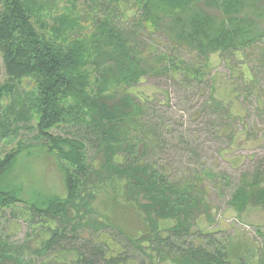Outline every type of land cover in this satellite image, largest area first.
Returning <instances> with one entry per match:
<instances>
[{
    "label": "trees",
    "instance_id": "trees-1",
    "mask_svg": "<svg viewBox=\"0 0 264 264\" xmlns=\"http://www.w3.org/2000/svg\"><path fill=\"white\" fill-rule=\"evenodd\" d=\"M65 1L0 0V211L11 210L30 228L24 243L0 232V264H264L263 256L199 226L202 214L211 218L206 179L174 177L159 166L163 133L151 120L149 98L135 90L157 71L151 49L137 39L148 31L161 33L175 52L196 55L200 66L183 69L195 79L213 56L242 60L230 63V72L248 91L256 73L244 53L264 38V0H81L80 7L67 0L71 6L60 8ZM129 12L137 16L134 28L117 26V16ZM26 80L34 89L23 99L18 87ZM220 86L212 98L226 110ZM34 121V143L19 139L6 151L2 143H14L21 124ZM64 125L78 134L52 132ZM243 134L246 126L229 139ZM33 149L58 159L64 197L22 200L18 187H5L20 156ZM106 198L134 208L143 230L116 224L98 206ZM230 204L239 215L264 209V170L244 173ZM109 236L121 252L102 238Z\"/></svg>",
    "mask_w": 264,
    "mask_h": 264
},
{
    "label": "rangeland",
    "instance_id": "rangeland-1",
    "mask_svg": "<svg viewBox=\"0 0 264 264\" xmlns=\"http://www.w3.org/2000/svg\"><path fill=\"white\" fill-rule=\"evenodd\" d=\"M83 3L80 0L77 6ZM67 6H71V3L66 0L59 7ZM53 13L52 9L47 19L49 25L53 23ZM133 15L129 12L117 16L115 24L134 28L137 16ZM87 19L90 21V16ZM148 33L144 32L137 39L142 40L146 49H151L146 52L153 55L157 71L136 85L135 90L149 98V115L163 133L160 151L156 155L157 163L174 177L202 175L206 179L211 218L202 214L198 219L199 226L208 232H217L218 238L241 244L254 255L264 257V209L250 208L239 215L230 204L241 176L256 168L264 170V38L244 53V62L256 73L255 84L247 91L238 79L231 76L229 66L230 63L237 66L242 60L231 55L213 56L209 69L204 70L199 79H195L183 69L193 64L200 66L196 55L177 53L161 33ZM0 69L3 83L6 76L1 56ZM172 70L177 75H172ZM215 84L221 85L216 93L219 94L220 90V98L227 99L226 110L214 104L212 91ZM33 89L34 83L29 80L18 87L23 99ZM0 113L3 114L1 108ZM231 113L233 116H229ZM34 125L35 121L30 125L21 124L22 128L16 134L18 137L14 143H2L6 151L12 150L19 139L34 143ZM245 126L247 135L243 134L237 141L231 142V132L235 128L243 130ZM52 132L62 137L78 134L66 125ZM31 154L26 151L20 156L4 180L5 187H18L22 200L33 196L64 197L65 178L56 156L40 149H33ZM111 201L108 198L101 199L98 206L129 232L143 230V217L134 208L127 204L115 205ZM0 232L3 236H9L10 242L24 243L30 228L24 219L15 218L11 210H1ZM89 237L88 234L83 236L84 239ZM102 238L108 240L114 252H121L118 243L111 240L110 236ZM128 264H138V260H131Z\"/></svg>",
    "mask_w": 264,
    "mask_h": 264
}]
</instances>
